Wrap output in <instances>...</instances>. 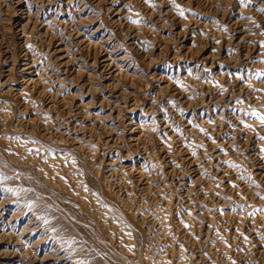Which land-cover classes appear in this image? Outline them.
<instances>
[{"label": "rangeland", "instance_id": "rangeland-1", "mask_svg": "<svg viewBox=\"0 0 264 264\" xmlns=\"http://www.w3.org/2000/svg\"><path fill=\"white\" fill-rule=\"evenodd\" d=\"M264 0H0V264H264Z\"/></svg>", "mask_w": 264, "mask_h": 264}, {"label": "snow or ice", "instance_id": "snow-or-ice-1", "mask_svg": "<svg viewBox=\"0 0 264 264\" xmlns=\"http://www.w3.org/2000/svg\"><path fill=\"white\" fill-rule=\"evenodd\" d=\"M262 122H264V119H262Z\"/></svg>", "mask_w": 264, "mask_h": 264}]
</instances>
